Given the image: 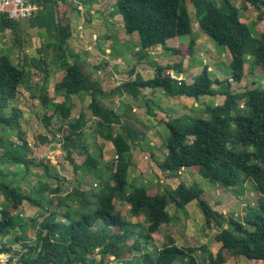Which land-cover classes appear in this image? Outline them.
Returning a JSON list of instances; mask_svg holds the SVG:
<instances>
[{"label": "trees", "instance_id": "obj_1", "mask_svg": "<svg viewBox=\"0 0 264 264\" xmlns=\"http://www.w3.org/2000/svg\"><path fill=\"white\" fill-rule=\"evenodd\" d=\"M189 1L195 8L200 33L211 37L231 53V77L234 82L239 83L245 76L247 54L254 57L257 69H264V33L260 38L253 36L248 24L240 19L238 8L229 0L227 12L214 0H117V6L125 30L138 33L141 49L146 51L155 45L167 47L168 40L192 33ZM244 1L259 9L264 7V0ZM40 3L43 7L36 17L30 19L31 24L50 33L52 31L55 42L46 43V47L54 45L61 50L60 59L65 70L55 84V90L64 96V101L52 106V113L45 115L46 123H50L54 116L61 119L63 146L74 172L96 175L97 187L83 189L79 181V185L65 191L59 182L65 178L53 172L48 162L42 163L47 175L57 178L58 183H41L35 190L43 197L41 208L48 213L42 221L32 225L18 221L11 207L15 209L24 201L36 204L34 191L25 192L20 185L0 179V192L10 204L0 208V237L15 233L12 242L0 241V255L11 253L7 264H13L14 257L19 260L18 264H105L109 255H115L127 264H224L231 255H243L250 260L264 262V88L233 92L232 82L211 78L207 66L193 82L178 80L171 76L169 69H174L175 73L183 71L180 62L157 64L152 78L145 79L138 73L134 81L104 91L77 55H70L72 63L67 59L65 48L72 28L63 25L57 14L55 16V10L63 7H58L55 2ZM6 29L16 33L21 42L20 22L0 13V30ZM194 44L195 39H192L190 45ZM43 56L37 66L44 71L45 77L43 84H37L35 89L40 91L42 103L49 105L47 82L50 68L47 55ZM31 84V72L26 65H16L7 55L0 56V122L16 128L22 141L18 144L0 138V160L27 167L33 162L27 159L28 143L20 130L19 111L13 108L8 114L7 108L20 87L30 89ZM215 84L221 87L217 89ZM140 88H150L152 92L160 89L168 96H188L196 100L217 93L235 99L234 104H207V118H190L186 122L181 121V117L161 120L165 122L169 135L166 139L167 153L159 162V167L164 175L174 179L182 167H195L201 176L225 189L252 181L259 199L256 205L248 203L245 206L243 217H227L214 209L209 199L205 198V190L196 183L187 185L180 181L175 186L164 184L163 190L159 186L148 190L133 183L131 190L127 191L132 146L136 139H141L134 135L144 136L145 132L136 130L130 122L133 118L130 104L125 105L120 113L104 105L99 96L115 92L123 94L124 91L138 96ZM83 92L92 95L89 107L97 118L96 133L102 138H110L115 146L116 157L110 161V173L98 170V159L85 143L87 120L84 113L79 116L72 114L73 96ZM79 145L86 155L83 163H78L71 155L73 149L70 148ZM3 174L0 170V178ZM48 191L52 196L57 194L55 211H49L46 205H50L53 198L44 202V194ZM193 201L200 206L207 225L220 227L215 234V240L220 243L217 253L209 251L206 245L179 246L172 237H168L162 247L155 246V235L159 234L160 227L173 220L168 207L184 208ZM120 202L129 204L128 213L139 219L134 222L126 218L119 208ZM31 228L34 237L29 234ZM131 239L132 242L129 241ZM14 242L20 246L19 249L14 248ZM151 244L152 249L149 247ZM97 255L101 258L98 259Z\"/></svg>", "mask_w": 264, "mask_h": 264}, {"label": "rangeland", "instance_id": "obj_2", "mask_svg": "<svg viewBox=\"0 0 264 264\" xmlns=\"http://www.w3.org/2000/svg\"><path fill=\"white\" fill-rule=\"evenodd\" d=\"M229 1L238 8L240 19L248 24L252 35L260 38L264 33V7L259 9L244 0ZM214 2L225 12L229 11L227 0H214ZM51 3L49 1V4ZM95 3L88 0H64L62 5H58L63 8L55 10V16L57 14L63 25H69L72 28V35L67 39L65 48L67 59L72 63L73 57L70 55H77L88 68L89 75L92 79L99 81L104 91H111L124 82L134 81L138 73L145 79L152 78L157 64L168 65L180 62H182L183 71L175 73L174 69H169V72L189 83L193 82L207 66L211 78L225 83L227 80L231 81L233 92H243L255 87L264 88V69H257L251 54L246 55L245 76L242 81L236 83L232 80L231 53L207 35L198 38L202 34L198 28L195 8L190 1L192 33L168 40L167 47L155 45L146 51L141 49L138 33H128L124 26H121L122 17L118 12L117 0H95ZM20 25L22 28L21 42L11 29L0 30V56L7 55L14 64L26 65L31 72L34 86L31 84L30 89L21 86L16 98L10 102L7 113L11 114L13 108L19 111L20 130L28 143L27 159L32 160L33 164L30 163L27 167L24 164H11L0 160V170L4 172L0 179L11 181L13 185H20L25 192L34 191L36 204L24 201L15 209L11 207V211L18 221H26L35 225L42 221L48 213L41 208L43 197L35 193V190L41 183L44 185L58 183L57 178H50L47 175L42 163L48 162L53 172H58L65 178V180H59L65 191L79 185V181L82 182L81 188L83 189L97 187V184L94 180L96 175L84 171L74 172V166L67 158V151L58 140L63 135L61 119L54 116L50 123H46L45 115L52 113V106L64 101V96L55 90L56 82L65 72L60 59L61 50L55 48L54 45L46 47V43L55 42L54 36L51 35L52 31L50 33L45 28L32 26L30 19L20 21ZM192 39H195L193 46L190 45ZM43 55H47L50 68L47 82L49 105L42 103L40 91L35 89L37 84H43L45 77L44 71L37 66V62L44 57ZM133 69H135L134 72H132ZM214 86L217 89L221 87L220 84ZM140 89L141 93L138 96H134L129 91H124L123 94L115 92L99 96L104 105L113 107L120 113L123 112L125 105L130 104L133 111V118L130 122L136 130L145 132L144 136L134 135L141 139H136L132 146V164L129 168L130 184L127 191L131 190L130 186L133 183L143 185L148 190L156 189L158 186L163 190L164 184L175 186L180 181L187 185L196 183L205 190V198L209 199L214 209L224 213L227 217L233 215L237 218L243 217L246 213L245 206L248 203L254 206L259 199V193L252 181H247L239 187L225 189L201 176L195 167L188 169L182 167L175 179L168 178L159 167V162L167 153L166 139L169 135L165 122L161 120L181 117V121L186 122L190 118H207L208 115L205 113L207 104H234L235 99L219 93L214 96H202L199 100L188 96L170 98L160 89L153 92L150 88ZM91 99L92 95L89 92L74 95L72 114L79 116L80 113H84L85 120H87L84 129L85 143L89 151L98 159V170L110 173V161L116 157V149L110 138H102L96 133L97 118L89 107ZM240 103L242 107L243 102ZM0 138L18 144L22 143L18 130L5 122H0ZM80 148V145L75 148L71 147L70 149H73L71 155L78 163H83L86 155L81 152ZM50 194L49 191L44 194V202L47 203L53 198L51 204L46 205L49 211H55L58 204L57 194L54 196ZM6 206L10 204L0 192V208ZM119 208L126 218L134 222L139 219L128 213L129 204L120 202ZM168 209L173 220L162 225L161 235L157 241L155 240V246L162 247L168 237L172 236L179 246L201 247L206 245L209 251L217 253L220 243L215 240V234L220 227L216 224H206V219L197 201L189 203L184 208H179L180 210L174 205H170ZM89 223L93 225L92 222ZM33 232L31 228L29 230L31 237H34ZM14 238L15 233L11 232L5 237H0V241L10 243ZM129 241L132 242V239ZM13 246L18 249L20 247L15 242ZM149 247L152 249L153 244ZM10 254L0 255L1 264L8 263ZM198 255H200V250ZM128 256L131 257V254ZM97 257L101 258L99 255ZM118 259L127 264L123 259ZM12 262L18 264L19 260L14 257ZM224 264H264V262L250 260L243 255H231Z\"/></svg>", "mask_w": 264, "mask_h": 264}, {"label": "built area", "instance_id": "obj_3", "mask_svg": "<svg viewBox=\"0 0 264 264\" xmlns=\"http://www.w3.org/2000/svg\"><path fill=\"white\" fill-rule=\"evenodd\" d=\"M40 1H52L57 5H62L64 0H0V13H5L9 18L15 21H23L36 17L42 9ZM175 72V71H174ZM173 78L178 80L173 73H170ZM63 145V137L58 139ZM116 260V262H115ZM105 264H124L122 260L116 258L115 255H109Z\"/></svg>", "mask_w": 264, "mask_h": 264}, {"label": "crops", "instance_id": "obj_4", "mask_svg": "<svg viewBox=\"0 0 264 264\" xmlns=\"http://www.w3.org/2000/svg\"><path fill=\"white\" fill-rule=\"evenodd\" d=\"M89 2H91V3H95V0H88ZM95 5H96V3H95ZM119 12V11H118ZM108 15H109V13H108ZM121 15V14H120ZM121 17H122V15H121ZM121 26H124V23H123V18H122V23H121ZM75 32H76V29H75V31H74V34H75ZM202 36H206V35H199L198 36V38H201ZM197 38V39H198ZM119 43V42H118ZM109 49V48H108ZM170 98H173L172 96H169ZM190 168V167H189ZM188 169V168H187ZM162 227V226H161ZM161 227H160V232H159V234L158 235H155V240L157 241L158 240V238H159V236L161 235ZM172 237V236H171ZM173 239H174V237H172ZM175 240V239H174ZM167 241V240H166ZM165 241V242H166ZM164 242V243H165ZM175 242H176V240H175ZM176 244H177V242H176ZM179 244V243H178ZM180 246H182V245H180ZM159 247V246H158ZM220 247V246H219Z\"/></svg>", "mask_w": 264, "mask_h": 264}]
</instances>
